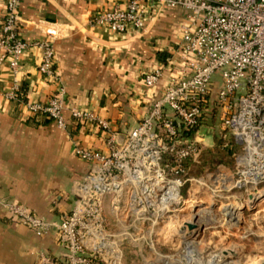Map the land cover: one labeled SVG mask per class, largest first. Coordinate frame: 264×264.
I'll return each instance as SVG.
<instances>
[{
	"label": "built area",
	"instance_id": "built-area-1",
	"mask_svg": "<svg viewBox=\"0 0 264 264\" xmlns=\"http://www.w3.org/2000/svg\"><path fill=\"white\" fill-rule=\"evenodd\" d=\"M18 2L5 0L0 64L5 63L14 73L21 54L37 45L41 49L37 70L59 83L53 69L55 27L45 26V35L33 41L19 37ZM163 6L183 10L179 39L165 57L169 75L162 94L149 103L141 119L115 142L105 119L84 108H68L69 115L84 126L106 131L104 151L72 142L74 154L88 166L75 184L70 209L51 219L13 198L3 201L11 221L36 235L55 231L62 251L56 256L39 253V263L88 264L91 257L102 262L114 259L115 248L107 240L105 204L114 218L119 217L122 203L129 204L127 213L132 218L154 217L157 189L177 188L187 179L176 173L184 170V159L198 156L199 128L214 132V125H206L211 117L218 121V132L229 130L232 140L225 144L242 145L241 155L252 162L245 164L244 171L260 174L264 170V0H121L111 8L94 11L89 21L122 33L141 29L148 14ZM159 75L160 67L146 71L144 86H153ZM63 101V87L56 84L45 103L30 102L28 108L64 128ZM161 156L166 157L162 162ZM168 197L164 190L159 200Z\"/></svg>",
	"mask_w": 264,
	"mask_h": 264
},
{
	"label": "crops",
	"instance_id": "crops-1",
	"mask_svg": "<svg viewBox=\"0 0 264 264\" xmlns=\"http://www.w3.org/2000/svg\"><path fill=\"white\" fill-rule=\"evenodd\" d=\"M121 0H19L17 34L26 41L42 37L52 25L53 69L63 87L64 128L43 113H32L30 102L45 103L56 84L37 70L41 49L29 46L11 73L0 64V264L39 263L38 254L56 256L62 251L55 231L36 235L10 220L3 206L13 198L47 218L67 212L75 184L88 163L72 150V142L105 150L102 129L86 127L69 115V107L90 110L122 135L146 113L149 103L163 91L169 71L165 57L179 39L183 10L153 9L141 29L112 33L106 25L89 21L98 9ZM5 0H0V22ZM160 67L153 86L143 75ZM11 93V95H10ZM106 264V263H102Z\"/></svg>",
	"mask_w": 264,
	"mask_h": 264
},
{
	"label": "rangeland",
	"instance_id": "rangeland-1",
	"mask_svg": "<svg viewBox=\"0 0 264 264\" xmlns=\"http://www.w3.org/2000/svg\"><path fill=\"white\" fill-rule=\"evenodd\" d=\"M206 125H214V132L201 133L198 156L184 159V170L176 173L187 179L177 188L157 189L154 217L132 218L129 204L122 203L114 218L105 204L107 240L115 250L114 259L103 263H263L264 170L246 173L245 164L252 162L241 155L242 145L225 144L232 136L227 129L218 132L214 117ZM164 190L169 197L160 201ZM146 209L144 205L143 215ZM186 221L196 227L188 229L183 226Z\"/></svg>",
	"mask_w": 264,
	"mask_h": 264
},
{
	"label": "water",
	"instance_id": "water-1",
	"mask_svg": "<svg viewBox=\"0 0 264 264\" xmlns=\"http://www.w3.org/2000/svg\"><path fill=\"white\" fill-rule=\"evenodd\" d=\"M207 130H208V128H206L205 126H201V127L199 128V133H203L204 131H207ZM224 134H225V133H224ZM224 134H223V135H224ZM121 137H122L121 134H120V135H115V136H114V141H115V142H119V141L121 140ZM183 226L187 227V228L190 229V230L196 227V225H195L194 223L190 222V221H186V222H185V225H183ZM232 253H233V251H232ZM260 264H264V261H263V263H260Z\"/></svg>",
	"mask_w": 264,
	"mask_h": 264
},
{
	"label": "trees",
	"instance_id": "trees-1",
	"mask_svg": "<svg viewBox=\"0 0 264 264\" xmlns=\"http://www.w3.org/2000/svg\"><path fill=\"white\" fill-rule=\"evenodd\" d=\"M49 118V117H48ZM174 122L176 123V121L174 120ZM103 262L98 260L96 257H91L90 258V262L88 264H102Z\"/></svg>",
	"mask_w": 264,
	"mask_h": 264
}]
</instances>
